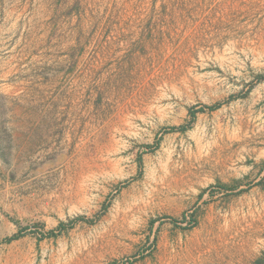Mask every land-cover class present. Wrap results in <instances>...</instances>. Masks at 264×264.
I'll return each mask as SVG.
<instances>
[{
    "label": "rangeland",
    "instance_id": "1",
    "mask_svg": "<svg viewBox=\"0 0 264 264\" xmlns=\"http://www.w3.org/2000/svg\"><path fill=\"white\" fill-rule=\"evenodd\" d=\"M227 135L264 158V0H0V264H193L249 216L261 257Z\"/></svg>",
    "mask_w": 264,
    "mask_h": 264
},
{
    "label": "crops",
    "instance_id": "2",
    "mask_svg": "<svg viewBox=\"0 0 264 264\" xmlns=\"http://www.w3.org/2000/svg\"><path fill=\"white\" fill-rule=\"evenodd\" d=\"M129 24H126V27L130 28ZM236 141L235 138L232 140L228 138V135L221 136V142H224V144L221 143V182L224 183V188L236 193L240 202L251 206L256 201L253 192L264 188V158L259 155V151L242 154L239 150L241 145ZM256 172L259 173L252 179L251 174ZM247 174L250 176L244 179ZM221 216L227 215L221 214ZM249 219L251 224L248 233L236 232L231 222L223 221V224L221 222V225L226 227L225 231L222 230L224 233L216 240H211L208 251H202V255L197 246L199 238L196 237L191 242L189 241L188 246L192 249L190 252L193 264H250L257 259L259 249L257 229L254 224L256 216H249Z\"/></svg>",
    "mask_w": 264,
    "mask_h": 264
},
{
    "label": "built area",
    "instance_id": "3",
    "mask_svg": "<svg viewBox=\"0 0 264 264\" xmlns=\"http://www.w3.org/2000/svg\"><path fill=\"white\" fill-rule=\"evenodd\" d=\"M179 225H187V226H192L194 224V221L191 220L190 215L184 214V218H181L176 222ZM121 263H127L125 260L122 261Z\"/></svg>",
    "mask_w": 264,
    "mask_h": 264
},
{
    "label": "trees",
    "instance_id": "4",
    "mask_svg": "<svg viewBox=\"0 0 264 264\" xmlns=\"http://www.w3.org/2000/svg\"><path fill=\"white\" fill-rule=\"evenodd\" d=\"M17 237V235H12L8 238H6V241H11L13 239H15ZM264 261V252L262 253L261 257H258L257 259H255L251 264H261Z\"/></svg>",
    "mask_w": 264,
    "mask_h": 264
},
{
    "label": "bare ground",
    "instance_id": "5",
    "mask_svg": "<svg viewBox=\"0 0 264 264\" xmlns=\"http://www.w3.org/2000/svg\"><path fill=\"white\" fill-rule=\"evenodd\" d=\"M187 257V256H186ZM205 261V260H204ZM180 263V262H179ZM203 263V262H202ZM204 264V263H203Z\"/></svg>",
    "mask_w": 264,
    "mask_h": 264
}]
</instances>
